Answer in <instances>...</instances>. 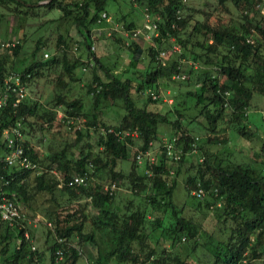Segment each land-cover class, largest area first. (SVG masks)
I'll use <instances>...</instances> for the list:
<instances>
[{"label": "trees", "instance_id": "trees-1", "mask_svg": "<svg viewBox=\"0 0 264 264\" xmlns=\"http://www.w3.org/2000/svg\"><path fill=\"white\" fill-rule=\"evenodd\" d=\"M40 1L0 0L1 16L10 18L9 31L17 36L11 39L17 41L15 46H4L12 55L28 48L24 47L26 29L38 32L47 24L59 30L50 45L43 35H37L28 51L29 62L21 70L13 63L7 65L8 53L0 54L1 92L3 79L11 70L19 72L27 86L33 78L47 76L52 67L61 69L48 80L54 86L44 102L25 97L14 107L11 96L0 110V136L20 119L23 137L35 129L42 134L41 140L48 133L55 137L59 132L55 127L64 125L71 140L57 148L49 140L48 149L40 153L24 137L25 152L37 164V171L0 166L9 180L1 188L16 204L28 205L39 194L51 202L45 215L52 225L46 232V248L32 249L34 235L26 222L28 238L24 229L1 220L0 264H264V142L251 162L233 161L212 150L228 143L229 132L248 141L255 136L244 109L249 108L255 92L264 97V15L257 7L264 0H216L219 16L208 14L202 20L195 18L200 11L185 5L187 0H137L154 18L160 17L158 35L145 47L147 66L124 78L115 71L116 66L104 64L91 49L95 45L93 29L109 25L97 23L108 0L38 4ZM228 4L239 16L237 32L221 17ZM178 9L180 19H176ZM50 12L55 15L42 19ZM61 23L69 27L60 31ZM132 26L128 22L126 29H136ZM70 28L78 34V42L70 36ZM249 36L254 44L246 41ZM108 37L125 45L126 38L116 31ZM170 39L180 51H167L162 64L157 56L169 49ZM74 43L82 48L78 56L68 54ZM44 46L52 50L47 58ZM126 48L135 65L141 46L131 39ZM182 58L191 59V67L185 78L175 80L174 74L183 73ZM84 71L89 76L80 85ZM215 73L220 77L211 78ZM162 82L174 92L172 105L147 93L148 89L157 91ZM217 87L231 92L228 107L223 106ZM137 99H142V105ZM163 105L165 112L160 110ZM113 106L122 114L116 122L107 123L102 119L103 110ZM165 126L170 128L168 136H175L183 150L177 160L169 158L160 144L168 130ZM108 128L122 135L126 130L137 131L142 164L133 159L127 172L118 169L135 138L107 132ZM199 132L196 147L200 157L190 162V143ZM154 143L158 148L150 161L147 153ZM0 150L1 157V138ZM84 172L86 185H68L74 175ZM180 175H184L185 196L179 206L174 195ZM111 182L118 188L124 186L128 194L117 199L118 188L112 194L104 188ZM198 184L207 195L202 199L192 193ZM91 206L94 213L88 212ZM209 216L214 222L207 229ZM84 246L96 253L85 251ZM58 251H62L61 259Z\"/></svg>", "mask_w": 264, "mask_h": 264}, {"label": "rangeland", "instance_id": "rangeland-1", "mask_svg": "<svg viewBox=\"0 0 264 264\" xmlns=\"http://www.w3.org/2000/svg\"><path fill=\"white\" fill-rule=\"evenodd\" d=\"M186 6H190L196 11H200L195 13V18L202 20L204 17H208L209 14L211 18L219 16L220 8L217 7L216 0H187ZM145 5H143L141 2L137 0H108L105 5V10L107 14L112 18V20L116 23H119L123 26V29H126V24L128 22H133L134 26L133 28L136 29H142L143 26H147V22L145 21L143 17V8ZM227 12H224L222 14V20L224 22H227L230 24V28L234 31H238V14L232 7V5H227ZM3 11H1L0 8V54L8 53L9 60L7 62V65L10 63H13L16 69L21 70L22 67L29 62L27 59H29V52L31 47L33 46V43L37 37V35H43L44 39L48 42L50 45L53 42V39L57 36V33L59 30H56V26L51 25L52 27H47L45 24L43 29H41L38 32H33L32 27L26 29L27 32L26 35V43H24V47H28L20 52L17 56L12 55L10 50H5L3 44L7 42L8 40H11L12 38H17L16 34L10 32V27L12 26L11 20L8 16H1ZM205 13V15H204ZM186 14V13H184ZM54 13L50 12L49 14H44L42 16V19H48L51 18ZM262 15V14H261ZM124 17L125 19H122ZM23 21V19H21ZM60 31H64L66 28H68V24L61 23L59 24ZM46 28V29H45ZM70 36L73 37V39L78 42L79 36L76 33L75 29L70 28L69 29ZM93 34L95 37V53L100 56L101 61L112 67L113 65L116 66L115 71L120 73L122 77H127L129 75L134 74V69H138L140 71H143V69L148 64V57H146V46L149 44V40L146 39L144 36H138L136 38V42L141 46L140 52H138L137 56L139 58L137 63L135 65H132L131 63V54L128 48H126V45L122 44L120 41H116L115 39L109 38L104 30H98L97 27L93 29ZM47 37V38H45ZM173 39V38H171ZM170 39V45L167 46V51H170L172 49L173 41ZM176 41V40H175ZM75 44V43H74ZM45 47V46H44ZM47 47V46H46ZM44 48L42 51L48 52L49 54L52 53V50H48L49 48ZM81 46H79L78 49L73 48L70 49L69 55H75L78 56L81 53ZM24 51V52H23ZM167 52V56H168ZM167 56L165 59H167ZM164 59V60H165ZM191 59L182 58L180 63V68L183 71V73L186 74L188 70L191 67ZM60 66H54L51 69H48L46 73L49 72V74L43 77L39 78H33L32 81L29 82V85L26 86L27 89V95L26 98H31L32 100L36 99L37 101L44 102L46 97L51 93L53 89V84L48 83V80L50 78H54L53 76L56 75L60 71ZM49 76V78H48ZM86 76H89V73L87 71H84V76L81 77L80 85L84 83L86 80ZM75 89H79L76 87ZM81 91V90H80ZM0 92H1V86H0ZM77 93V91L75 90ZM157 92L159 93V99H162L163 102H167L168 104L172 105L173 98L171 95H173V90L170 86H168L166 83L162 82ZM84 100L86 103H88V99L84 97ZM142 99H137V103L139 105H142L140 102ZM152 105V104H150ZM156 106V105H155ZM154 106V107H155ZM160 110L162 112H165L167 108L163 105L160 106ZM249 119H251L253 122V126H251L252 130L256 131L255 136L251 139V141H248L246 139H243L241 137H237L235 134L229 132V141L226 145H219L216 147H212V150H214L218 156L224 157V158H230L233 161H244V162H251L252 160L256 159V153H258L262 142H264V97L260 95L259 93L255 92L250 100L249 108ZM61 112L59 111L57 116L58 118L61 116ZM122 114L120 108L118 106L109 107L107 109L103 110L102 119L105 120L107 123H114L120 118V115ZM263 116V117H262ZM61 120V119H60ZM83 121V119L81 118ZM62 121V120H61ZM82 121L80 124H82ZM77 127V126H76ZM164 128H167L165 134L163 135H171L170 134V128L165 126ZM56 131H59L58 134L55 133V137L52 134L47 135V137L43 140H41V133L39 130L35 129L31 134L24 133V137L28 139L30 144L33 145L34 148L39 149L40 153H44L48 148V141L52 140V145H54V148L60 147L66 139L71 140V134L69 132L67 133L65 131L64 125L55 127ZM68 130V129H67ZM169 132V133H168ZM202 132L196 133L195 135L199 136ZM41 134V135H40ZM133 144L128 145V155L127 158L122 160L121 163L118 166V169L123 170L124 172L128 171L130 169V164L133 159H136V155L139 153V140L134 137ZM93 140V139H92ZM93 144V141L91 142ZM158 148V144L154 143L153 149L151 152H148V158L149 160H154L155 154ZM1 151V150H0ZM1 153V152H0ZM200 152H193V154L189 155L190 162H195L200 157ZM199 155V157H198ZM137 160V159H136ZM144 160V156L141 157V161L138 164H142ZM128 191H126L124 186H120L118 188V191L116 193L117 199L119 195L125 196L124 194H128ZM57 195V191L55 192ZM193 193V192H192ZM184 175H180L178 177V183L177 187L175 189V199L176 203L178 205H182V202L184 200ZM194 194V193H193ZM207 196V195H205ZM64 198H60L59 201H63ZM21 208L25 211L28 219L30 220H39L38 223L35 225L33 223L27 224L30 231H32L34 235V239L32 244L36 248L45 249L46 248V241L45 238L47 236V231L50 229L47 222H49L48 216L45 215V209H48L51 207V202L47 201L44 196H41L40 194L37 195L34 199H32L28 205L19 204ZM89 213H94L95 210L93 206L89 207L88 209ZM210 216L206 219V225L205 227L207 229L211 228V225L214 221L210 220ZM216 229V228H215ZM101 248H103L105 245L104 243L100 242ZM73 245H76L75 242H73ZM86 246L83 247L85 250ZM88 248V247H87ZM86 248V249H87ZM86 251V250H85ZM88 252L96 253L95 249L88 248ZM84 264V263H83Z\"/></svg>", "mask_w": 264, "mask_h": 264}, {"label": "built area", "instance_id": "built-area-1", "mask_svg": "<svg viewBox=\"0 0 264 264\" xmlns=\"http://www.w3.org/2000/svg\"><path fill=\"white\" fill-rule=\"evenodd\" d=\"M46 1V0H42ZM184 2L186 0H183ZM259 13L264 15V1L258 4ZM180 10L176 11V19H180ZM143 17L147 22V26L143 29H123V26L119 23H116L112 20V18L106 13L102 12L100 17L97 20L98 24L102 23H109V25H102L98 26V30H104L107 36H111L114 31L118 32L119 34L123 35L126 38L125 45L128 46L131 39H136L139 35L144 36L146 39H151L152 36L158 35V25L157 20H159V16L153 17L152 13L148 9V7L143 8ZM175 26L174 24L172 25ZM149 27V28H148ZM150 31V32H149ZM246 41L250 44L255 43V39L252 36L247 37ZM17 43L16 40H8L3 44L5 47L15 46ZM74 49H77V44H75ZM92 50H95V45L91 46ZM172 50L179 52L180 48L177 44L172 45ZM49 56L48 52L44 54V57L47 58ZM167 56V50L159 51L157 59L162 64L164 63V59ZM196 67V65L194 66ZM175 80L179 78H185V73H177L172 76ZM218 74H212L211 78H219ZM222 79H220V82ZM219 82V84H220ZM147 93L151 96L152 99L159 98V93L154 89H148ZM217 94L221 96L222 103L224 107H228L231 103V92L227 89H221L217 87ZM27 95V89L25 83L22 81L20 73L14 70H11L8 74L5 75L3 79V90L0 93V110H2L8 102L11 100V96L14 97V101L12 105L16 107ZM248 114V109H244V115ZM104 130V129H103ZM107 132H114L118 136H137V131H124L123 135L120 131H114L112 128L105 129ZM0 138L2 139L4 152L3 155L0 157V166L2 168L8 166H19L21 168L26 169H38L37 164L34 161H31L25 152L24 148V137L23 132L21 130V120L18 119L15 121L13 125H10L8 128L3 129L1 132ZM197 140L198 136L194 137V140L191 141V152H197ZM160 144L165 149L167 156L171 159H179L181 153L183 152L182 148L177 144V138L175 136H168L163 135L160 137ZM142 152L136 155V159L140 162L142 157ZM88 179V175L86 172L83 174H77L72 177L68 181V185H86V180ZM9 183V180L6 179L3 173L0 172V221H4L9 226L16 227L18 229H24V236L28 238L29 233L26 230V225L33 223L34 225L39 220H30L28 219L27 215L25 214L24 210L21 208L20 205L16 204L8 195L7 193L2 190L1 186L6 185ZM104 188L109 191L110 194L114 193L117 190V185L115 182H111L110 184L104 185ZM193 193L197 198H203L206 195L205 190L199 186L193 190ZM219 205V204H218ZM26 222V225H25ZM49 226L51 222H47ZM34 249V245L31 246ZM62 251H58V259H61Z\"/></svg>", "mask_w": 264, "mask_h": 264}, {"label": "crops", "instance_id": "crops-1", "mask_svg": "<svg viewBox=\"0 0 264 264\" xmlns=\"http://www.w3.org/2000/svg\"><path fill=\"white\" fill-rule=\"evenodd\" d=\"M145 27H146V25L143 26L142 29L145 28ZM262 117H263V116H262ZM247 120H248V122H249V127L253 126V122H254V121H252L251 119H249V116H248V119H247Z\"/></svg>", "mask_w": 264, "mask_h": 264}, {"label": "water", "instance_id": "water-1", "mask_svg": "<svg viewBox=\"0 0 264 264\" xmlns=\"http://www.w3.org/2000/svg\"><path fill=\"white\" fill-rule=\"evenodd\" d=\"M48 0H46V1H40L38 4H43V3H45V2H47Z\"/></svg>", "mask_w": 264, "mask_h": 264}]
</instances>
